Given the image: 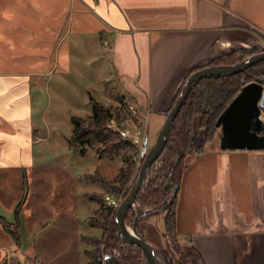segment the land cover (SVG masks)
<instances>
[{
    "label": "crops",
    "instance_id": "obj_1",
    "mask_svg": "<svg viewBox=\"0 0 264 264\" xmlns=\"http://www.w3.org/2000/svg\"><path fill=\"white\" fill-rule=\"evenodd\" d=\"M260 32L264 0H0V216L18 235L15 242L0 224V264H38V253L63 250L70 234L77 240L73 264H87L92 246L85 238L102 233L101 218L92 221L99 207L87 221L101 233L85 235L77 219L46 211L33 192L41 168L35 146L49 137L39 124L61 121L58 92L72 71L86 73L109 56L126 96L159 116L155 137L189 72L249 51L263 42ZM219 134L218 128L181 174L176 239L199 252L203 264H234L240 253L239 264H264V149L222 150ZM52 223L54 247L36 239ZM136 226L160 264L176 262L165 223L151 237Z\"/></svg>",
    "mask_w": 264,
    "mask_h": 264
},
{
    "label": "rangeland",
    "instance_id": "obj_2",
    "mask_svg": "<svg viewBox=\"0 0 264 264\" xmlns=\"http://www.w3.org/2000/svg\"><path fill=\"white\" fill-rule=\"evenodd\" d=\"M67 78L66 83L62 85L63 91L58 92L60 99L57 103V111H59L58 117H61V121L58 124L42 123L39 109L35 110V119L38 123L41 121L39 124L41 127H39L40 135L45 137V134L49 132V137L46 140L39 141L35 146L37 156L34 164L35 166L39 165L38 167L41 168L36 182L37 187L33 192L43 200L41 207L46 211L67 212L70 219H77L76 229L78 233L99 236L101 230L89 224V221H87L88 214L91 213V216H93V210L100 205L97 198L93 196L97 195L99 197L111 193L108 192L110 188L105 189L99 181L100 175L108 179L107 183H116L117 177L121 174L122 159L119 156L111 155L108 149L118 140L111 138L112 142H110L108 138L106 144L100 141L90 143L88 141L78 142V140L72 142V140L74 137L76 139L79 133L87 131L88 126L92 127L89 124V117L93 110V101L110 107L113 119L110 120L108 127L113 131L120 130L124 132L125 135H122L123 140L132 144L135 149L140 148L146 131H148L149 146L153 145L155 140L153 125L159 116L156 113L147 114L146 109L135 106L134 101L128 95L126 96L109 56L100 59L99 65L96 67L91 68L88 66L86 73L77 74L72 71ZM115 102H117V106ZM75 117L83 119L81 127H84V129L81 131L79 126L73 133ZM164 118L160 120L162 123ZM46 120L51 121L49 116ZM197 123H195V129H198ZM201 133L198 130L200 136ZM104 145L108 148L106 149ZM197 153L199 151L190 152L187 158L189 159ZM138 160L137 152L133 156L135 171L133 170L130 178L137 174L141 163V160H139V163ZM123 193L124 190L116 195L112 194L114 196L122 195L123 199ZM99 218L98 215L93 216L92 221ZM164 223L165 215L163 212L138 220V224L142 227L145 235L150 237L151 233L157 234L159 232L158 228H161V225L164 228ZM54 227V223L50 224L46 235L41 234L36 236V239L39 242L45 240L54 247L52 243L54 241L52 240ZM56 227L59 226L56 225ZM20 239L23 244H26L25 236L20 237ZM75 241H77L76 238H73V235L70 234L66 248H63V250L58 251L56 249L55 252L45 255V257L38 253V264H73V262H76L75 257H72ZM241 254L235 255L234 264H239V260L242 258Z\"/></svg>",
    "mask_w": 264,
    "mask_h": 264
},
{
    "label": "trees",
    "instance_id": "obj_3",
    "mask_svg": "<svg viewBox=\"0 0 264 264\" xmlns=\"http://www.w3.org/2000/svg\"><path fill=\"white\" fill-rule=\"evenodd\" d=\"M250 54L251 51L248 52L243 49L240 51H231L216 57L209 65L234 64ZM262 75H264V61L257 62L246 71L229 77L202 78L193 87L184 105L174 119L171 141L165 145L161 155L164 161L156 168L150 169L143 187L136 196V205L140 207H154L171 195L173 184L168 180V173L173 168V180L180 181L181 174L187 164L185 158L190 153L189 142L195 130L196 118L199 119L197 123L198 128L200 127V129H203V136L194 150L201 152L203 146L217 136L218 127L215 123L220 113L245 83ZM178 96L179 92L176 94L172 105L176 102ZM89 119V124L92 127L88 126L87 128L89 129L81 134L79 133L78 136L76 135V139L74 137L72 142L76 140H78V142L88 141L90 143L100 141L106 144L108 138L110 142H112L111 138L118 140L110 146L111 148L104 145L106 149H109L111 155L119 156L122 159V165L120 167L121 174L117 177V182L107 183L108 179L103 176L101 177V175L98 177L105 189L110 188L108 192L116 195L124 190V198L128 194L131 184L134 183L137 177L136 174L134 177L130 178L133 170L135 171L133 156L136 155L138 149H135L132 144L123 140L120 130L113 131L108 127L110 120L113 119L110 107L103 106L93 101V110ZM82 122L83 119L81 117L74 118L73 133L76 128L79 126L81 127ZM83 129L84 127L80 128L81 131ZM177 156L179 157L178 161H176ZM93 197L97 198L100 204L96 213L102 218L100 221L102 233L97 238H85V241L92 246V249L87 251V264H102L101 257L107 249H114L119 252L125 264H139L141 250L138 246L127 245L122 242L115 224V210L106 205L104 199L105 195L99 197L95 195ZM176 202L177 195L171 199L169 205L165 209V230L177 254V260L174 264H185L188 260H190L192 264H199L198 261H201L202 258L195 249L185 254L181 251V247L177 243L175 232ZM0 224L5 231L11 234L12 239L17 242L18 235L16 228L1 216Z\"/></svg>",
    "mask_w": 264,
    "mask_h": 264
},
{
    "label": "water",
    "instance_id": "obj_4",
    "mask_svg": "<svg viewBox=\"0 0 264 264\" xmlns=\"http://www.w3.org/2000/svg\"><path fill=\"white\" fill-rule=\"evenodd\" d=\"M264 39V33H258ZM257 49L255 53L234 64L206 65L195 71L189 72L176 102L165 112V118L155 135L153 145L149 146L148 131L143 138V148L140 154L141 163L138 167L137 177L131 185L128 194L122 199L115 210V224L118 235L123 243L135 245L141 248L143 264H160L155 250L150 242L139 232L136 222L141 217L157 214L168 205L160 204L156 207L137 209L136 196L142 188L148 171L162 154L164 147L171 141L174 119L185 103L190 91L202 78H221L244 72L257 62L264 61V40L259 45L248 47L249 51ZM216 126L220 129L218 136L219 148L227 149H264V75L245 83L216 120ZM148 129V128H147ZM194 131L190 138V152H193L200 139ZM122 135H125L122 132ZM189 157V156H188ZM186 158L185 161H187ZM173 168L169 173V180L173 184L171 199L178 191L177 180H171ZM132 212L136 218L132 223L126 222L128 212ZM103 264H125L119 252L107 249L103 253ZM200 264H203L200 261Z\"/></svg>",
    "mask_w": 264,
    "mask_h": 264
},
{
    "label": "flooded vegetation",
    "instance_id": "obj_5",
    "mask_svg": "<svg viewBox=\"0 0 264 264\" xmlns=\"http://www.w3.org/2000/svg\"><path fill=\"white\" fill-rule=\"evenodd\" d=\"M247 51V50H246ZM249 52V51H248ZM259 51L258 50H255V51H251V54L250 55H247L246 57H249V56H251V55H253V54H255V53H258ZM245 57V58H246ZM243 60V59H242ZM218 65H220V64H218ZM195 70H197V69H194L193 71H195ZM184 83V82H183ZM182 86H183V84L181 85V87H180V89H179V94H180V90H181V88H182ZM177 92V93H178ZM177 100V99H176ZM184 105V104H183ZM176 118V117H175ZM197 120V121H196ZM196 122H199L198 120V118H196ZM195 122V123H196ZM198 128V127H197ZM196 130V129H195ZM194 130V131H195ZM198 130H200L202 133H201V136H200V139H199V141H201L202 140V136H203V129H200V127L198 128ZM194 133V132H193ZM197 133H198V131H197ZM192 136V135H191ZM199 141H198V143H199ZM198 143L196 144V146L195 147H197V145H198ZM142 148H143V145H142ZM142 148H140V149H138V154H139V157H140V154H141V151H142ZM165 148V147H164ZM164 151V150H163ZM195 151V150H194ZM162 155V154H161ZM161 155L158 157V159L155 161V163L151 166V168L150 169H154V168H156L158 165H161L162 164V162L164 161V158H161ZM189 156V155H188ZM187 156V157H188ZM186 157V158H187ZM186 158H185V160H186ZM141 160V159H140ZM179 160V157L177 156L176 157V161H178ZM187 163V162H186ZM150 169H149V171H148V173L150 172ZM169 173H170V171H169ZM169 173H168V180H169ZM147 176H148V174H147ZM146 179H147V177H146ZM171 180L172 181H175V180H173V178H172V174H171ZM146 181V180H145ZM169 182L171 183V181L169 180ZM178 182V181H177ZM145 183V182H144ZM144 185V184H143ZM178 185H179V182H178ZM143 187V186H142ZM172 189H173V187H172ZM177 193H178V191H177ZM177 195V194H176ZM176 197V196H175ZM170 201H171V195L169 196V197H167V198H165L160 204H163V203H167V205H169V203H170ZM159 204V205H160ZM158 206V205H157ZM154 207H156V206H154ZM140 208H148V207H140V206H138L137 205V209H140ZM167 208V207H166ZM165 208V209H166ZM165 209L163 210V211H161V212H163L164 213V215L166 214L165 213ZM130 213H131V215H132V222L135 220V218H136V216L130 211ZM147 217V216H146ZM141 218H144V217H141ZM136 223H138V221L136 222ZM167 235V234H166ZM177 243H178V241H177ZM179 244V243H178ZM179 246L181 247V251L183 252V253H185V254H188L192 249H194L193 247H186V248H184V247H182L180 244H179ZM140 248V247H139ZM140 250H141V248H140ZM199 253V252H198ZM200 254V253H199ZM200 256H201V254H200ZM141 261H143L142 260V251H141V258H140V260H139V263H141ZM202 261V260H201ZM203 262V261H202ZM186 263H192L190 260H188ZM185 263V264H186ZM198 263L200 264V260L198 261ZM130 264V263H129Z\"/></svg>",
    "mask_w": 264,
    "mask_h": 264
},
{
    "label": "built area",
    "instance_id": "obj_6",
    "mask_svg": "<svg viewBox=\"0 0 264 264\" xmlns=\"http://www.w3.org/2000/svg\"><path fill=\"white\" fill-rule=\"evenodd\" d=\"M140 148H142V143L140 145ZM138 159L140 160L139 154H138ZM139 160H138V163H139ZM104 199H105V202H106L107 206H109L113 210H116L118 208L120 202L122 201V195L121 196H114L112 193H110V194L105 195ZM126 222L127 223H132V215H131V213L127 215ZM102 259H103V255L101 257V260Z\"/></svg>",
    "mask_w": 264,
    "mask_h": 264
}]
</instances>
